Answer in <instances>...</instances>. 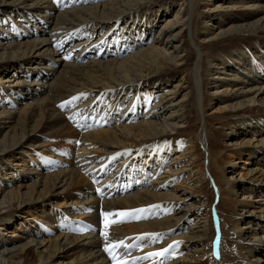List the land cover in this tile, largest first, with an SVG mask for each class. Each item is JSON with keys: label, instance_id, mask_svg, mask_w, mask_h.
<instances>
[{"label": "bare ground", "instance_id": "6f19581e", "mask_svg": "<svg viewBox=\"0 0 264 264\" xmlns=\"http://www.w3.org/2000/svg\"><path fill=\"white\" fill-rule=\"evenodd\" d=\"M48 1L0 0V8L11 9L13 5L12 9L34 10L33 12L36 14L32 12V16H38L39 13L47 16L49 18L47 22L52 25L50 28L52 33L59 34L62 29H65L64 32L70 31L74 25V27L77 26V32L87 29L84 35L89 36L80 44H75V46L82 47L81 51L73 53L71 57L64 59V62H60L63 61L60 60L57 63L60 68L57 69L44 65L47 63V55L55 60L61 58V56L56 57L59 54H52L49 50V42L51 38L56 37V33L53 37L50 35L47 38L25 42L19 40L7 44L0 42V97L3 98L2 90H7L9 93H16L19 90L18 96L32 95L31 99L34 100L33 103H29L20 111L7 109L10 107L6 105L4 99L0 100V132L5 124H8L7 127H9L0 140V264H78L86 262L89 258L97 259L100 256L97 248L92 252H87L85 249L94 243L93 236H76L71 232H69L71 235L60 234V232L52 235L53 237L43 235L46 237H43L42 240H35L33 237L18 246H16L17 244L5 248L2 246L11 243L13 245L15 241L24 236V238H29V235L35 236L33 222L35 218L46 214V205L50 206V202L55 201L58 206H68L70 211L85 207L84 205L77 206V204L81 203L80 194H83L81 189L86 186L85 183H88L87 179H89L85 176V174L88 175L86 173L88 170H85L84 167L90 163L86 165L81 164L83 161H80L79 164L70 165L64 167L63 170L59 169L45 175H35L33 174L34 170L29 172L36 176L33 182L27 184L20 182L30 178L31 174H27L25 170L35 159L34 155L39 153L37 151L42 153L39 157L42 163L45 164L51 160L45 155L50 150L47 148L50 145L49 141L37 143L38 136L46 135L49 138L62 140L64 143L58 142L54 151H57L60 146L68 151L74 148V138L77 137V133L65 120L64 114L57 111L58 100H65L72 94L79 96L80 99L93 97L97 93L99 94L96 98L108 95L112 98L111 104L114 103L112 109L115 117L118 110L122 109L124 112L129 105V101H125L121 105L119 96H116L118 92L132 87L131 94L134 96L136 89L144 86L149 88L147 92L155 93L154 96L157 99L154 104L151 103L150 112L145 113L142 120L128 125H118L120 118H117L112 125H115L114 127L96 128L98 121L92 120L94 129H90L82 136L81 146L75 149L76 155L79 157L82 155L84 158L90 155L100 156L97 166H101L103 163L105 157L103 153L113 149L118 150L117 155H120L123 160L135 151L132 159L137 162L140 157L143 160V165L151 164L154 160H161L158 168L160 172L156 177L152 172H148L149 180L154 182L151 188L137 189L133 194L122 195L121 198H109L111 201H107V204L118 210L132 208L134 205L143 204L146 206L154 203L155 205L151 206V209L153 208L151 217L159 215L156 209L159 211L161 208L169 209L173 214L158 219L150 218L134 224H120L119 227L114 225L113 230L120 234L141 232L144 238L156 237L158 234L163 237V235L176 232L179 229L173 228V225H186L188 218L190 220L194 218L193 226L189 231L184 230L185 233L179 232L171 239L167 238L168 241L164 242V244H168L167 251L162 259L156 257L158 262H165L172 258L167 255V252L180 246L181 248L173 256L174 261L170 264H264V234H261L264 233V167L248 168L242 172L233 171L237 163L236 158L244 160L243 165L246 163L248 165L258 164L264 160V138L256 140L246 136L248 133L254 135L264 132V79L259 87L255 86L258 79L263 78L258 74L264 70V62L259 63L255 60L260 61L259 58L264 56V17H258L257 20L250 22L249 19L244 22H235L247 19L259 11L264 12V0H237L239 2L226 8L225 12H222L221 6L216 7L214 11L219 8V12L217 11L219 16L215 18L216 22L232 21V23L215 35L209 34L211 31L205 28L206 31L202 32L204 37L199 41L200 44L195 45L192 40H188L190 14L195 11L194 15L197 18L209 17L213 19L215 16L214 11L209 9L198 10L196 8L197 0H107V2H101V4L98 2L94 5H78L76 3L83 0H74L72 3H75V6L58 11L53 15L54 18L56 17L54 20H50L54 4L50 5V0ZM69 1L67 0V3ZM34 2L39 3L36 5ZM172 3L175 5L179 3L178 13H183L182 18H174V21L171 19L172 22L168 20L166 24L162 25L159 28V35L149 46L129 54L128 57H117L105 61L93 58L85 64L66 61L71 58L82 61L85 56H92L94 47L91 49L86 44L95 35L102 32L103 36L106 34L109 36L116 30L114 37L117 38L123 31V35L128 37V40L120 37L119 41H115L118 47L113 48L120 49L122 52L142 44L143 41L145 42L142 38L143 35H140L142 29L152 28L158 20L167 16V13H170L172 9ZM237 3H241V5L236 7ZM4 9H0V13L5 12ZM37 12L39 13L37 14ZM11 14L16 20L15 24L21 23L18 22L20 13L13 12ZM7 15L4 16L5 22L12 25L13 21L9 11ZM125 22L128 24L127 27L125 26L126 28L123 27ZM138 25L139 27H137ZM110 26L115 27L111 33H108L107 28ZM174 29L178 30L174 31ZM50 31L45 32L48 35ZM2 32L4 31H0V37L4 35L5 39L10 36ZM40 32L45 33L42 29ZM186 40L192 46L191 49H189ZM157 44L163 47H159ZM100 45L103 46L102 42L98 47ZM166 45L175 46L176 52H179L178 47H181L185 54H170L164 49ZM199 45L202 47L201 49L209 51L210 62L215 61L210 64V67L213 66L212 68L207 67L209 61L202 60L200 62L198 59ZM100 50H97V56H107L105 50ZM37 63L41 67L33 66ZM201 65L205 75H207V71L216 70L214 74L220 72L221 70L218 71L219 65L226 69L231 68L229 70L233 69L235 72L234 78L221 82V89L212 85L211 89H215V91H211L209 94L207 92L210 87L207 84L209 78L203 77L204 74L199 72ZM251 65L253 68L250 67ZM23 68L24 71H33L32 75L48 73V77L51 76V78L54 75L52 72L57 71V76L50 83L46 82L47 84L43 82L46 81L44 78L41 82L26 83L21 79L13 82L10 86L5 85L4 82H12L9 79L12 77L9 76L10 74L13 72V74H18L23 71ZM255 68H258V72L254 70ZM7 72L9 74L5 75L6 79L3 80L4 76L1 74ZM245 73H249V75L247 74L245 79L242 77L244 81L239 78V75H236ZM178 74H181L183 83L173 84L171 89L162 88L163 84L165 85L169 80L172 81V78ZM23 75L26 74L23 73ZM211 79L209 80L212 82L209 83L219 81V79ZM235 79L240 83H237ZM220 80L223 79L220 77ZM243 85L246 87L244 88ZM35 88H39V92ZM141 89L138 90L137 96L140 95ZM34 92H37L39 96L42 94L43 97H34ZM76 99L79 101V98ZM212 99L226 103L217 106L209 113L210 115L205 116L201 112L203 103L206 106L208 104L206 102ZM162 102L164 106L156 109ZM111 104L109 103V106ZM123 105L124 107H122ZM163 107L168 109L169 116L161 119L158 116L161 115ZM134 114L136 113H131V115ZM125 119L129 121L128 117ZM217 123H220L223 129L220 126H213ZM206 125L210 129L209 133L205 130ZM240 135L244 138L242 141H231ZM246 137L247 139H245ZM252 140L255 141L252 142ZM201 146L205 149H202ZM164 154H166L165 157ZM54 155L57 156L56 153ZM83 165V169L80 168ZM225 170L229 172V176ZM120 175L123 180V172H120ZM242 176L248 178L241 181L239 179ZM110 183L115 184L113 181ZM160 185L162 186L158 187ZM212 185L218 190L214 191ZM11 186L14 188H9ZM238 189L244 191L241 198L236 196ZM215 195L219 199L213 202ZM66 212L65 214H67ZM85 213L87 214V212ZM149 213L136 214L138 218H148ZM74 214L80 215V212ZM33 215L31 220L27 219ZM215 218L223 219V222L221 221L222 236L228 240L227 246L222 248V239L218 258H214L211 254L210 239L216 231L215 221L217 220H214ZM9 228L13 230L10 231ZM109 230L111 231V229ZM18 231L24 236L20 234L17 236ZM7 232H11V235L7 236ZM115 237L110 236L109 240ZM170 240L174 241L171 245H169ZM130 242H134V240L132 239ZM208 242L209 245L206 247ZM193 245L195 248L193 251L190 249L191 252L188 253L186 246ZM162 246L159 245L156 252H159ZM30 255L34 259H30L28 257ZM146 256L150 257L148 254ZM154 262L155 260H150L147 264Z\"/></svg>", "mask_w": 264, "mask_h": 264}, {"label": "rangeland", "instance_id": "374dc122", "mask_svg": "<svg viewBox=\"0 0 264 264\" xmlns=\"http://www.w3.org/2000/svg\"><path fill=\"white\" fill-rule=\"evenodd\" d=\"M8 1H10V0H8ZM48 1V0H47ZM96 2V3H94V2ZM182 1V0H181ZM49 2V1H48ZM98 2H100V4H101V2H107V0H90V1H83V2H78V3H76V4H78V5H83V4H89V5H94V4H97ZM198 4H196L197 5V9L198 10H202V11H205V10H210V11H214L215 9H216V7H219V6H221V8L220 9H222V12H225V10H226V8H230V6L231 5H233L235 2H239V1H237V0H231V1H227V0H197L196 1ZM35 3V2H34ZM38 3L39 2H37V3H35L36 5H38ZM52 3L54 4V10H52V12H51V16H50V20H54L55 18L53 17V15L54 14H56V13H58V11L60 12V11H62V9H65V8H69V7H72V6H75V3H73V4H71V3H67V0H50V5H52ZM170 3V2H169ZM180 3V5H181V2H179ZM179 3H177V5H175V3H172V6H171V10H170V13H167V16H165V17H163L162 19H160V20H158L157 21V24L156 25H154L152 28H148V30H147V28L145 29V28H143L142 29V34H140V35H143V40H145V42L143 41V43L142 44H140V45H137V46H135L133 49H130L128 52H126L125 54H121L120 56L119 55H116V54H114V55H110V56H108V57H106V58H94V57H91V56H85L86 58H84L85 60H82V61H75V63H79V64H85V63H87V62H89V61H91V59H96V60H102V61H105V60H109V59H114V58H117V57H119V58H122L123 56L124 57H128V55L129 54H133V53H135L136 51H138V50H140V49H142V48H144V47H146V46H149L150 44H151V42L154 40V38H156L157 37V35H159V28L162 26V25H164V24H166L167 22H168V20L169 21H171L172 22V20L174 21V18H176V19H181L182 18V16H183V13H178L179 12V9H178V5H179ZM200 3V4H199ZM34 4V5H35ZM68 4V5H67ZM171 4V3H170ZM206 4H209L208 6H205ZM246 4H248V3H246ZM63 5H67V6H63ZM175 5V6H174ZM179 5V6H180ZM241 5V3H237L236 4V7H239ZM243 5H244V3H243ZM12 7H13V5H12ZM12 7H11V9L9 8V9H4V8H0V9H4V10H6L5 12H1L0 13V31H7L8 29H9V27L10 26H12V25H10V23H6L5 22V17L6 16H8L7 15V12L9 11L10 12V16H11V19H12V21H13V23L14 22H16V20H15V18L12 16V14L11 13H13V12H18V13H20L19 14V18H18V22H23V21H25L26 22V20H30V23H32L33 24V22H35L36 23V20L37 19H40V18H42L43 20H44V25H46V23H47V25H46V27L45 28H42L41 26H40V24H38V23H40V21L38 22V23H36V27H41L40 28V30L42 29L44 32L45 31H50V28L52 27V25H51V23H48L47 22V20H49V18L47 17V16H44V15H42V13H39V12H37V14H38V16H36V15H31L32 14V12L34 11V10H32V11H29L27 8H24L23 10H21L20 8L19 9H12ZM59 7H61V8H59ZM224 9V10H223ZM27 11V12H26ZM144 11H146V10H144ZM217 11L219 12V8H218V10H216V11H214L213 13H215V16H214V18L213 19H211V18H209V17H207V18H202V17H200V18H197V17H195V15H194V13H195V11H194V13L193 14H190V16H189V20H190V25H189V28H190V34L188 35L189 37H188V40L190 41V40H192V42H194V45L195 44H200V40L202 39V37H204L203 35H202V32H205L206 31V29H208V30H210L211 31V33H209V34H213V35H215V33H218L220 30H223V29H226L231 23H232V21H229V22H227V21H223V22H221V23H219L218 21L216 22V17H218L219 16V13L217 14ZM197 12V11H196ZM34 14H36L35 12H33ZM148 13V12H147ZM40 14H41V16H40ZM47 14V13H46ZM169 14V15H168ZM5 16V17H4ZM40 16V17H39ZM2 17V18H1ZM53 17V18H52ZM258 17H264V12L263 11H259V12H257L256 14H254L253 16H251V17H249V18H247V19H244V20H238V21H235V22H244L245 20H248L249 19V22L250 21H255V20H257L258 19ZM172 19V20H171ZM7 20H9L8 18H7ZM34 20V21H33ZM142 20H144V19H142ZM141 20V21H142ZM32 21V22H31ZM42 21V20H41ZM5 22V23H4ZM122 23H123V21H121ZM128 22V21H127ZM127 22H125V24H123V27L124 28H126L127 27ZM170 22V23H171ZM193 22V23H192ZM13 23H11V24H13ZM15 24V23H14ZM17 24H20V23H17ZM17 24H15V25H17ZM144 25V24H143ZM7 26V27H6ZM56 26V25H55ZM59 26H60V24H59ZM126 26V27H125ZM3 27V28H2ZM113 27H115V26H110L109 28H107V31H109V32H111L112 31V29H113ZM137 27H139V25L137 26ZM77 28V26L76 27H74V25H73V27H71L70 28V31L71 30H74V29H76ZM206 28V29H205ZM111 29V30H110ZM145 29V30H144ZM151 29V30H150ZM64 30L65 29H62L61 31H59L62 35L64 34L65 35V33H66V35H68V33L70 32L69 30V32L68 31H66V32H64ZM133 30V29H132ZM178 30V29H177ZM177 30H175L174 29V31H177ZM63 31V32H62ZM83 30L81 29L80 31H79V34L82 32ZM31 32H33V31H31ZM30 32V33H31ZM84 32V31H83ZM82 32V33H83ZM123 31H121L120 32V34H119V36L121 37V38H125V39H127L128 40V37H126L125 35H123L124 33H122ZM3 34H9L10 35V33L9 32H2ZM52 31H50L49 32V34L47 35V33L45 32V33H41L40 32V34H38V35H33V36H28L27 35V37H21V38H18V37H16L17 36V34H12V35H10V36H8V37H5V39H4V35L3 36H1L0 37V42L1 43H4V44H7V43H9V42H12V41H20V42H25V41H27V40H34V39H41V38H47V37H50V35H51V37H53V36H55L56 34L55 33H52ZM81 33V34H82ZM84 34L85 33H83L82 35H79V39H85V37H84ZM148 35V36H147ZM35 36V37H34ZM123 36V37H122ZM136 37H137V35H136ZM148 37H149V39H148ZM55 37H53V38H51V40L52 39H54ZM76 39V38H75ZM147 39H148V41H147ZM152 39V40H151ZM187 39V38H186ZM51 40H50V42H51ZM49 42V43H50ZM72 42H74V40H73V38L70 40V43H72ZM186 42H187V40H186ZM113 45H111V46H109L108 48H107V45H104V46H99L98 47V45L95 47V44H89L88 46L89 47H91V49L93 48V47H95V49H97V50H99V49H101L100 51H103V50H105V51H107V50H112L113 48H114V45L116 46V47H118V44H117V42H113L112 43ZM187 44H188V47H189V49H191V45H190V43L189 42H187ZM180 45V44H179ZM190 45V46H189ZM67 46V47H66ZM74 46V44H71L70 45V47L67 45V44H63L62 45V47H64V48H66V49H71V47H73ZM77 46V45H76ZM76 46H74V48H81L82 49V47H80L79 45L76 47ZM157 46H159V47H163L162 45H158L157 44ZM200 46V45H199ZM198 46V47H199ZM69 47V48H68ZM115 47V48H116ZM84 48V47H83ZM202 47L200 46L199 48H198V59L200 60V62H202V60H204V61H209V63L207 64V67H209V69L210 68H212V67H210V64L213 62H210V59H211V57H210V55L208 54V52H207V50L206 49H201ZM95 49H94V51H95ZM165 50H167V52H169L170 54H175L176 55V53L178 54V55H182V54H185V51L184 50H182V48L181 47H178V51L179 52H176L175 51V46H173V45H166L165 46V48H164ZM201 49V50H200ZM49 50H50V53L51 52H53L52 54H56L57 53V51L53 48H49ZM244 50V49H243ZM93 51V52H94ZM181 51V52H180ZM77 52H80V51H77ZM207 52V53H206ZM74 54H76V53H74ZM246 55L245 56H247V53H245ZM57 56H60V55H56V57ZM196 56V55H195ZM199 56H200V58H199ZM259 56V55H258ZM249 60V59H248ZM248 60H247V63L249 64V62H248ZM259 60L260 61H258V59H256L255 61L256 62H264V56H262V58H259ZM71 62H74V61H71ZM245 62H246V60H245ZM245 62H244V64H245ZM49 63V62H48ZM68 63H70V62H68ZM213 63H215V61L213 62ZM46 67H50V68H52L50 65H48L47 63H45L44 64ZM48 65V66H47ZM234 65V64H233ZM247 65V64H246ZM27 66H29V64H27ZM33 66H37V67H41L40 66V64L39 63H37L36 65H33ZM249 66V65H248ZM30 67V66H29ZM60 68V66H59V64H58V66L56 65V67H54L55 69H57V68ZM251 68H253V65H251L250 66ZM221 68H223V69H221ZM262 68V67H261ZM24 69V68H23ZM25 69H26V67H25ZM218 71H220V72H217L216 74H214V72L216 71V70H212L211 72L210 71H207L206 73H207V75H205V73H204V71L202 70V65L200 66V69H199V72L200 73H203L204 75H203V77H206V78H209L210 80H212L211 78H214V79H219V81H216V82H214V83H209V82H212V81H210L209 79H208V82H207V84L208 85H210V87H209V89L207 90V92L209 93V94H211V91H215V89H211L212 87V85H214V86H216V88H219V89H221V87H222V85H221V82H225V81H228V79H231V78H234V75H235V72H234V70L232 69V70H229V69H231V68H228V69H226V68H224V67H222L221 65H219V67H218ZM256 72H258V68H255L254 69ZM30 71V70H29ZM33 72V71H32ZM52 72V71H51ZM261 72H264V70L263 71H261ZM14 73V72H13ZM10 74L9 76L11 77V78H9L10 79V81H12L11 83H7V82H4L5 83V85H8V86H10V84H12L13 82H16L17 80H21V81H23V80H25L26 81V83H29V82H31L32 83V81L33 82H38V81H42V80H38V79H23V77L22 76H19L21 73H15V74ZM26 73H28V70L27 71H24V74H26ZM54 75L52 76V78H51V76L50 77H45L46 78V81L44 80L43 82L45 83V84H47L48 82L50 83L51 81H53L55 78H56V74H57V71L56 72H52ZM7 74H9L8 72L6 73V74H1L2 76H4L2 79L3 80H5L6 79V77H5V75H7ZM34 74V73H33ZM248 75H249V73H247ZM246 73L244 74V75H241V74H236V75H239V78L240 79H242L243 81H244V79L246 78V75H247ZM261 73H259L258 75H260ZM264 74V73H263ZM15 75V76H14ZM17 75V76H16ZM23 75V74H22ZM1 76V77H2ZM23 76H25V78L28 76V75H23ZM32 76H34V75H32ZM245 76V77H244ZM19 77V78H18ZM39 76L37 75L36 76V78H38ZM220 77H221V79H223V80H220ZM244 79H243V78ZM44 79V78H43ZM213 79V80H214ZM264 79V77L263 78H260V79H258V83H256L255 84V86L256 87H259V85L260 84H262L263 82H262V80ZM28 81V82H27ZM235 81H237V83H240V82H238V80H236L235 79ZM47 82V83H46ZM183 83V79H181V74H178V75H176L175 76V78H172V81H168V83L166 82L165 83V85L163 84L162 85V88L163 89H171V87L173 86V84H176V83ZM232 82H233V79H232ZM232 82H230V83H232ZM224 85V84H223ZM228 85H230V84H228ZM233 85V84H232ZM239 85H241V84H239ZM220 86V87H219ZM33 87H35V86H33ZM161 87V86H160ZM229 87H231V85L229 86ZM243 87L245 88L246 87V85H243ZM142 88V91L143 92H145L144 90H146V91H148L149 90V88L147 87V86H144V87H141ZM162 88H160V89H162ZM36 89V91H38L39 92V88H35ZM131 89V88H130ZM130 89H127L126 90V93L125 94H122V99L121 100H124V101H126V95H127V92L128 91H130ZM216 90H218V89H216ZM15 91H17V90H15ZM2 92V96H3V98L2 97H0V100H3L4 99V101L7 103L8 102V100H15V101H17L18 103L16 104V105H14V106H8V107H10V108H7V109H10V110H15V111H20V110H23V107H26L29 103H33L34 102V100L33 99H31V96L32 95H28V96H24V98H23V100L22 99H20L19 100V98H17V96H18V92H20L19 90L16 92V93H9L7 90H2L1 91ZM139 91H137V93H138ZM166 92V91H165ZM202 92V91H201ZM6 94V95H5ZM36 95V96H35ZM137 95V94H136ZM5 96V97H4ZM8 96V97H7ZM34 97H36V98H41V97H43V95L42 94H40V96H39V94L37 93V92H34V95H33ZM33 97V98H34ZM142 98V103L144 104V111H143V115L145 114V113H149L150 111V109H151V107H152V104H154L155 102H156V100L157 99H155V98H148L146 101H145V99H146V96H144V94L141 96ZM125 98V99H124ZM137 98H138V100H137ZM59 101V100H58ZM144 101H145V103H144ZM154 101V102H153ZM123 102V101H122ZM136 102H139V97H135L134 99H133V101H132V103H136ZM147 103V104H146ZM152 103V104H151ZM206 103H208L206 106H205V104L203 103V106H202V109H201V112H202V114H204L205 116L206 115H210L209 113L210 112H212L217 106H219V105H222V104H224V103H226V102H223V103H220L219 101H216L215 99H212L211 101H209V102H206ZM110 104H111V102H110ZM162 106H164V103L162 102V104H159V106L156 108V109H158V108H160V107H162ZM13 107V108H12ZM139 109V108H138ZM57 111H60L61 112V114L63 115V114H68V113H70L71 112V109H67V108H63V109H61V108H58V110ZM168 111V109L165 107H163L162 109H161V115H159L158 117H160L161 119H163V118H165V117H168L169 116V112H167ZM65 112V113H64ZM18 114V113H17ZM124 114V112L122 111V113H120V114H118V116L116 117V119L117 118H120L122 115ZM75 115L76 114H73V116L71 117V118H68V120L70 121V122H72L73 123V120H74V118H75ZM131 116V114L129 115V113H127L124 117L125 118H129ZM148 116V115H147ZM63 117L65 118V116L63 115ZM125 118H123V119H125ZM68 123H69V121L67 120V119H65ZM140 120H142V117H139L138 119H136V120H134V121H127V119H125V120H123V121H121V122H119V124L118 125H122V124H125V125H128V124H130V123H132V122H137V121H140ZM7 125L8 124H5V127H3L2 129H1V132H0V140H1V138L3 137V133L4 132H6L7 130H8V128L9 127H7ZM13 125V124H12ZM11 125V126H12ZM69 125H70V123H69ZM113 125V123L111 124V125H109V127H114V126H112ZM213 126H215V127H217V126H220L221 128H222V126L220 125V123L218 124H216V125H213ZM223 129V128H222ZM73 130H74V132H76V130L73 128ZM80 130V129H79ZM81 130H85V128H82ZM205 130H207V133H209V131H210V129H208V126L206 125V127H205ZM89 130H87L86 129V131L85 132H82V134L80 135V137H79V140H78V142H79V144H78V146H81V143H82V136L84 135V134H86L87 132H88ZM77 133V132H76ZM247 137H251V138H254V139H256V140H259V139H262V138H264V132L263 133H261V134H257V133H255L254 135L252 134V133H248L247 135H246ZM247 137L245 138V139H247ZM38 139H37V143L39 142V143H44V141L45 142H48L50 145L49 146H47V148H50V149H54L55 150V145L56 144H58V142L60 141L59 139H57V138H49L48 136H46V135H44V136H38L37 137ZM189 138H191V136H189ZM75 139V138H74ZM241 139V140H240ZM242 139H244L243 138V136L242 135H240V136H236V137H234L233 138V140H231L232 142L233 141H238V142H240V141H242ZM255 140H252V142H254ZM31 148L33 147V145L32 146H30ZM29 147V148H30ZM201 148L202 149H205V147H203V146H201ZM31 150V149H30ZM117 149H113V150H109V151H106V152H104L103 154H105L104 156H105V158H107L108 159V161H109V163H108V165L106 166V167H108L109 166V164H110V167L108 168V171H107V173H110V172H113L114 171V168H115V165L117 164V162H118V160H120V156H118V157H115V158H113L112 159V156L111 155H113V154H117ZM115 152V153H114ZM112 153V154H111ZM108 154H110L109 156H108ZM55 156V155H54ZM94 156V158H92ZM166 156V154H164V157ZM58 157H59V160L60 159H63V158H66L65 157V154H62V153H60V154H58ZM88 157V156H87ZM87 157H83L82 155L78 158L77 157V155L76 156H74V158L75 159H78L77 161H79V160H81V161H83L82 162V164H86V165H88V163H90L88 166H85L84 167V165L82 166V167H80V168H82L83 169V167L84 168H86L85 170H88V172H86L88 175H86L85 174V176L87 177V178H89V179H87V182L88 183H85V185L86 186H83L84 188H82L81 189V191L83 192V194H80V196L82 197V199H84L85 201H89L90 202V199L92 200L91 201V203H90V205H89V207H90V209L89 210H86L85 212H87V214L84 212V218H83V221L86 223V224H88L89 222H94V223H96L97 221H96V219H95V213H96V208L98 209V211H99V214L102 216V218H103V220L100 222V224L98 225V227H99V229L101 230V228L104 226V228H105V216H104V213H113L112 211H111V207H109V205L107 204V202H106V200H105V198H106V196H99V186H97V183H98V185H101L102 187H103V183L105 182L106 183V181H104V176L102 177V179H103V183H102V181H100L99 179H97L98 181H96L95 182V180H92V176L93 177H96V176H98V174L100 175V173H99V170L94 166V163H93V161L96 159V158H100V156H95V155H90L88 158ZM84 158V160H82ZM112 159V160H111ZM236 160V164H235V168H233V171L235 170V171H238V172H242V171H245V169H248V168H250V169H254V168H262V167H264L263 165H264V160L263 161H261L262 163H258V164H245V165H243V162H244V160H239V159H235ZM234 160V161H235ZM113 161V162H112ZM138 161H140V160H138ZM121 162H123V161H121ZM68 163V165H63V166H60V167H46L45 169H43V168H34V167H32V165H30V166H28L27 167V169L25 170L26 171V173L27 174H31V173H29V172H33L34 170H35V173H33V174H35V175H45V174H47V173H50V172H53V171H57V170H63V168L64 167H68V166H70V165H74V164H72V163H69V162H67ZM95 163H98V161L97 162H95ZM139 163V162H138ZM53 164H55L56 165V163H53ZM93 164V165H92ZM139 165H141V164H139ZM92 166V167H91ZM24 167V166H23ZM106 167H104V168H106ZM157 168H159V165L157 166ZM23 169V168H22ZM54 169V170H53ZM90 169H92V170H97V171H94V172H92V171H90ZM264 169V168H263ZM21 171V170H20ZM225 172L227 173V175L229 176L230 174H229V172L228 171H226L225 170ZM37 173V174H36ZM39 173V174H38ZM90 173V174H89ZM206 173H207V170H206ZM33 174H31V176H30V178L29 179H27V180H24V181H20V182H22L23 184H27V183H31V182H33L36 178V176L34 175L33 176ZM95 174V175H94ZM106 175V174H105ZM6 176H8V175H6ZM90 176V177H89ZM248 177H244V176H242L239 180H241V181H245L246 179H247ZM111 182V181H110ZM110 182H108V184H105L107 187L108 186H112L113 184L112 183H110ZM16 185V184H15ZM88 185H89V188H88ZM105 185H104V187H105ZM103 187V188H104ZM158 187H160V186H158ZM169 187V186H168ZM212 187H213V189H214V191H217L218 189H217V187H215L214 185H212ZM246 187V186H245ZM9 188H14V186H11V187H9ZM148 189V188H151V186L150 185H148V186H145V187H140V189ZM80 189V188H79ZM165 189H167V188H165ZM164 190V189H163ZM85 191H87V192H85ZM136 191V189L135 190H133V191H127V193L126 192H123V193H119V194H117L120 198H121V195H126V194H133V192H135ZM80 192V191H79ZM244 191H242V190H240V189H238L237 191H236V196H237V198H241L242 197V194H244L243 193ZM87 193V194H86ZM218 193V192H217ZM51 194H53V193H51ZM87 195V196H86ZM217 195V194H216ZM215 195V196H216ZM218 196V195H217ZM215 197L214 198V201L213 202H215V201H217L218 199H219V197ZM247 196V195H246ZM113 198H118V197H116V196H114V197H112L111 199H113ZM256 198V197H255ZM87 199V200H86ZM104 199V200H103ZM108 202H109V200H107ZM111 201V200H110ZM48 202V201H47ZM50 204V206L49 205H46L45 207H46V210H47V208L49 209V208H51V205H53V208H55L53 211L56 213L59 209H61V207L63 206V205H61V206H58L57 204H56V202L54 201V202H50L49 203ZM143 205V204H142ZM139 206H141V205H134V207H139ZM108 207V208H107ZM133 207V206H132ZM121 209V208H120ZM120 209H118V210H120ZM131 210H133V208L131 209ZM130 210V211H131ZM167 210H168V212H167ZM166 210V208H165V210H164V208H161V210H159L158 211V209H156V211L160 214V213H162V216L161 215H159V216H152V217H149V218H137V220L136 219H134V222H142L143 220H149L150 218H152V219H158V218H161V217H163V216H167V215H172L173 214V212L171 211L170 212V210L169 209H167ZM164 211V212H163ZM167 212V213H166ZM47 213V212H46ZM50 215H51V213H49ZM91 214V215H90ZM44 215V214H43ZM92 215H94V216H92ZM135 215H137V214H135ZM46 216V214L44 215V217L43 216H39L38 218H35V219H38V220H34V222H33V226H34V228H35V230L37 229H39V226L37 225V222L39 221V222H42V221H45V222H47L48 221V223L49 224H51V221H50V218H48L47 216ZM34 217V215L32 216V217H28L27 219L28 220H31L32 218ZM42 217H43V219H42ZM137 217V216H136ZM200 218H201V215L199 216ZM46 218H48V219H46ZM196 218V217H195ZM197 218H198V215H197ZM45 219V220H44ZM108 220H109V217L107 218ZM216 219V218H215ZM217 220V219H216ZM50 221V222H49ZM131 221H133V220H131ZM193 221H194V218L192 219V220H190L189 218H188V223L186 224V225H173V228H175V229H177V228H179L180 229V231H178V232H173L174 234H179V232H182V233H185V231L187 230V231H189V229L190 228H192V226H193ZM219 221V225H221L222 224V222H223V219H219V220H217V222ZM222 221V222H221ZM119 222V221H118ZM121 222V221H120ZM119 222V223H120ZM216 222V221H215ZM217 222H216V224H217ZM121 225H123L124 224V222L122 221L121 223H120ZM120 224H117V226L119 227L120 226ZM126 224V223H125ZM130 224V223H129ZM132 224H134V223H132ZM183 224V223H182ZM185 226H187V227H185ZM217 226V225H216ZM108 227L109 228H111V230H113L114 229V227H113V223H109L108 224ZM117 228V227H116ZM182 229V230H181ZM8 230H13V229H8ZM185 230V231H184ZM39 231H40V229H39ZM66 231V232H65ZM113 231H115V230H113ZM61 233L60 234H62V233H68V234H70L71 235V233H69V231H67V230H62V231H60ZM117 232V234L119 235L120 233H118V231H116ZM7 234V236H9V235H11V232H7L6 233ZM23 235L24 236V234L23 233H21L20 231H18V234H17V236L18 235ZM222 234H223V232H222V226H221V236H222ZM261 234H264L263 232L261 233ZM72 235H76V236H83V237H90L89 235L90 234H87V233H84V235H83V233H72ZM91 236H93V235H91ZM243 236H245V235H243ZM25 237V236H24ZM21 238V239H19L18 241H15L14 243H13V245H11V244H5V246H2L3 248H5V247H11V246H15L16 244V246H18V244H22V243H25L28 239H32L33 237H35V240H42V238L43 237H46V236H41L39 233H38V231H36V233H35V236L34 235H29L28 237L29 238ZM41 237V239H39ZM50 237H53V236H50ZM99 237H100V233H95L94 234V236H93V239H94V243H92L91 245H89L88 246V248H85L86 249V251L87 252H92V250H94L95 248H97L98 250V252H100V256L97 258V259H95V258H89L86 262H84V263H82V264H96V263H99V262H101L102 260H104V258L105 257H103V255H104V253H103V249H105V247L102 249V243H99ZM260 237V236H259ZM19 238V237H18ZM108 238H110V235H108ZM87 239V238H86ZM86 239H84V240H86ZM91 240H92V238H90ZM104 239H105V237H104ZM168 239H171V237L170 238H168ZM168 239H165L164 240V242H166V241H168ZM221 241H222V239H223V244H222V248H224V246H227V244H228V240L227 239H225V237L224 236H222L221 238ZM97 241V242H96ZM96 242V243H95ZM182 243H183V241H182ZM93 244H94V246H93ZM96 244V245H95ZM164 243H162V244H160V246H162ZM209 245V242L208 243H206V247ZM1 247V248H2ZM181 247H179V249H180ZM186 250L188 251V253H190L191 251H193V249L195 248L194 247V245L193 246H186ZM191 249V251H189ZM83 250V249H82ZM178 250V249H177ZM176 250V251H177ZM85 251V252H86ZM28 257H30V259H34V258H32V256L30 255V256H28ZM263 258H264V255H263ZM102 259V260H101Z\"/></svg>", "mask_w": 264, "mask_h": 264}, {"label": "snow or ice", "instance_id": "6c2138e0", "mask_svg": "<svg viewBox=\"0 0 264 264\" xmlns=\"http://www.w3.org/2000/svg\"><path fill=\"white\" fill-rule=\"evenodd\" d=\"M81 95H83V94H81ZM147 211H148V209H134V210H132V212L104 213V216H105V228L107 229L108 224L110 223L108 221V219H107L109 216L118 215L120 217H127V216L132 215V213H143V212H147ZM117 222L118 221H111V223H117ZM103 235L105 237V240H107L108 239V235H109L108 232L105 231L103 233ZM137 239H144V236L137 237ZM123 243H124L123 240L119 241L118 244L109 243L108 245H106L105 251L111 252L113 248L119 247ZM166 251H167V249H165L164 251H160V252L149 253L148 256L161 257V256H163L165 254ZM144 258H147V257H144ZM113 259H115V256H113Z\"/></svg>", "mask_w": 264, "mask_h": 264}]
</instances>
